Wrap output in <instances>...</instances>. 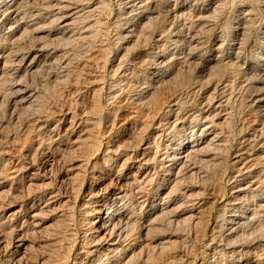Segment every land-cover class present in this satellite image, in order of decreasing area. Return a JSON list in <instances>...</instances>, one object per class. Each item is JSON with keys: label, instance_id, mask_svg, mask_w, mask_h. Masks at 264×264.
<instances>
[{"label": "rangeland", "instance_id": "rangeland-1", "mask_svg": "<svg viewBox=\"0 0 264 264\" xmlns=\"http://www.w3.org/2000/svg\"><path fill=\"white\" fill-rule=\"evenodd\" d=\"M56 1L23 2L21 13L42 17L26 18L17 40L0 26V264H264V208L234 234L222 224L237 213L229 205L246 168L264 176V0H147L151 21L130 11L137 0H65L82 8L67 29ZM164 47L176 61L148 87ZM220 80L227 87L209 108ZM173 95L181 115L214 120L213 108H226L224 123L212 120L223 145L191 176L163 168L165 151L190 130L158 127L166 110L156 116L154 105ZM122 191L124 206L112 205ZM115 206L131 218L127 250L105 256L112 236L101 223Z\"/></svg>", "mask_w": 264, "mask_h": 264}, {"label": "bare ground", "instance_id": "bare-ground-1", "mask_svg": "<svg viewBox=\"0 0 264 264\" xmlns=\"http://www.w3.org/2000/svg\"><path fill=\"white\" fill-rule=\"evenodd\" d=\"M28 0H0V18L5 14L6 16L2 19H0V26L1 27H5L6 25H8L7 32L4 33V35H9V38L14 36V38L16 39V35L18 33V29H24L26 27L29 26V24L26 22V18H30L31 16H35L36 19L37 17H42L38 11H35V13H30L29 15L21 13V11H19V7L23 4V2L25 3ZM53 1V0H52ZM56 1V0H55ZM69 1V0H68ZM68 1L65 0H57L55 5H54V10H57L56 15H59L60 18L59 20H61V27L63 29H67L69 28V26L71 25V23L68 21V18L70 19L72 14H78L79 12L82 11V8L80 6V8H78L77 6L71 5V3H69ZM138 4L135 5L133 3V6L131 7L130 11H135L138 10L137 12L140 11L141 14H145V18L148 21H151L149 16L147 15L149 13V9L146 5L147 0H137ZM31 2V1H30ZM33 2V1H32ZM44 2V1H43ZM48 2V1H47ZM46 2V3H47ZM72 2V1H71ZM74 2V1H73ZM161 2V1H160ZM131 3V2H130ZM43 3H41L42 5ZM48 4V3H47ZM75 4V3H74ZM53 5V4H52ZM40 6V5H39ZM46 6V5H45ZM22 7V6H21ZM47 7V6H46ZM35 8V7H33ZM93 8V7H92ZM49 10V9H48ZM31 11V10H30ZM129 11V10H128ZM170 11V10H169ZM203 11L206 10L203 9ZM208 11V10H207ZM49 12V11H48ZM29 13V12H28ZM52 14V13H51ZM131 14V13H130ZM133 14V13H132ZM171 13L168 12V15H170ZM201 14H204L201 13ZM242 14V13H241ZM246 16V15H245ZM31 17V18H32ZM56 17V16H55ZM174 17V16H173ZM176 17V16H175ZM174 17V18H175ZM203 17V16H202ZM30 18V19H31ZM167 18V17H166ZM29 19V20H30ZM34 20V17L33 19ZM41 20V19H40ZM156 20V19H155ZM200 21V20H199ZM39 22V21H38ZM36 22V23H38ZM146 22V21H145ZM154 22V21H153ZM40 23V22H39ZM152 24V23H150ZM164 24V23H163ZM149 25V24H146ZM32 26V25H31ZM41 26V25H40ZM33 27V26H32ZM146 26H144L143 28H145ZM30 28V26H29ZM37 27H35L34 30H36ZM148 28V27H147ZM169 28V27H168ZM27 29V28H26ZM140 29V28H139ZM25 30V29H24ZM23 30V31H24ZM142 30V29H141ZM140 30V32H141ZM149 30V29H148ZM26 31V30H25ZM244 31V30H243ZM23 33V32H22ZM21 33V34H22ZM171 33V32H170ZM20 34V35H21ZM23 35V34H22ZM171 35V34H170ZM243 35V33L241 34V36ZM1 37V35H0ZM22 37V36H21ZM232 37V35H231ZM235 37V36H234ZM4 38V37H3ZM13 39V38H12ZM18 39V38H17ZM16 39V40H17ZM20 39V38H19ZM175 41V40H174ZM19 42V41H18ZM263 44H261L260 49L264 52V41ZM175 43V42H174ZM177 43V42H176ZM175 43V45H176ZM220 43V42H219ZM179 44V43H178ZM220 46V44H219ZM218 46V47H219ZM3 45H0V48H3ZM181 47V46H180ZM196 47V46H195ZM237 48V47H236ZM166 47L163 48V50L161 52L156 53V55L154 56L153 61H152V70L154 71L153 73L146 75V79H145V83L148 87H150L152 85V81H155V79H152L153 77H163L162 75H165L166 71L170 68L172 62L174 64V62L176 61V54L174 53H167L166 52ZM185 50V49H184ZM155 54V53H154ZM11 55V54H10ZM1 56V55H0ZM16 56V55H15ZM20 56V55H19ZM27 56V55H26ZM10 57V56H9ZM36 56L32 57V60L35 59ZM254 57V56H253ZM13 58V57H12ZM190 58V57H189ZM257 58V56H256ZM263 58V59H262ZM10 59V58H9ZM238 59V58H237ZM259 59H261V70L264 71V54L259 56ZM0 60H2V56L0 57ZM6 60V59H5ZM31 60V61H32ZM8 61V60H7ZM29 61V60H28ZM260 61V60H259ZM237 62V61H236ZM254 62V61H253ZM13 64V63H12ZM21 64V63H20ZM172 64V65H173ZM235 64V63H234ZM7 66V65H6ZM4 65L0 66V73L2 74V70H3ZM19 67V66H18ZM150 68V67H149ZM235 68V67H234ZM239 68V67H238ZM231 71V70H230ZM235 71V70H234ZM233 72V71H232ZM159 73L157 76H153L154 74ZM224 73V72H223ZM144 75V76H145ZM3 76V75H2ZM151 76H153L151 78ZM219 76V75H218ZM262 77V76H261ZM159 78V77H158ZM226 78V75H225ZM230 78V77H229ZM152 79V80H151ZM223 79V78H221ZM231 79V78H230ZM229 80V79H227ZM163 80L162 78L159 79L157 82L155 81V83H162ZM226 81L220 80L218 82L217 85H215L211 92L212 95H210L209 97H205L207 99L206 101V105L209 101V104L207 107H211L212 108V101L216 98V94L220 91V90H225L227 85L223 86V89H220V87L223 84H226ZM162 85V84H161ZM225 88V89H224ZM156 90V89H155ZM158 91V90H157ZM155 91V92H157ZM197 91H202V90H197ZM197 91H192V92H197ZM207 94L209 92V90H206ZM149 92V91H148ZM152 92V91H150ZM149 92V93H150ZM222 92V91H221ZM23 93V92H22ZM154 93V92H153ZM206 93V92H205ZM146 92H142L140 91V93L137 95L138 96V100H142L144 99V97L148 94H146ZM152 94V93H150ZM149 94V96H150ZM205 95V94H204ZM32 97V96H31ZM142 97V98H141ZM147 97V96H146ZM157 95L151 96L150 101H156ZM141 98V99H140ZM188 98V97H187ZM146 99V98H145ZM149 100V98H148ZM252 100V99H251ZM256 100V99H255ZM139 101V102H140ZM182 99L180 98V96L178 95H173V97L167 101L166 103H164L161 107V105L159 103H155V111H159L156 114V116L159 115V113L161 111H165L164 113V119L159 121V128H161V123L163 122V126L166 127V130H171V131H177L178 133L184 132V130L186 129V127H189V133L181 136V138L177 141V143H175L172 147L169 148V151L166 150L165 153L163 154V168H165V172H167V174H173V175H180V174H190L194 175L197 172V168L195 166V162L197 160L198 161H202V160H206V159H210V149L212 147H220L221 145H223L222 143H219V139H218V132L216 133V126L217 124L214 123V120H222V122L224 123V121L226 120V117L221 116V112L223 113L224 109L223 108L225 106H223V102L219 103L217 106H215L213 108V111H216V114L213 116L215 117V119L212 121L210 119V114L208 111L204 114L201 110H197L193 113H188L189 115H181V111H178V107H177V111L176 109H173V106H179L181 104ZM229 102V101H228ZM215 105V104H214ZM222 105V106H221ZM152 106V105H150ZM259 106V105H258ZM207 109V108H206ZM254 109V108H253ZM209 110V109H208ZM227 111V110H226ZM225 111V113H226ZM260 111V110H259ZM215 113V112H214ZM260 114V113H259ZM163 115V114H162ZM225 115V114H224ZM212 116V115H211ZM226 116V115H225ZM147 117V116H146ZM150 117V116H149ZM228 117V116H227ZM148 118V117H147ZM216 122V121H215ZM222 122L220 123L221 125ZM227 124V123H226ZM150 125V124H149ZM148 126V125H147ZM163 128V127H162ZM227 129V128H226ZM256 129V128H255ZM221 131V130H220ZM223 132V131H222ZM221 132V133H222ZM261 132V131H260ZM177 133V134H178ZM220 133V132H219ZM220 136V135H219ZM258 136V133H257ZM157 137V136H156ZM224 142V140L222 141ZM219 143V144H218ZM225 144V143H224ZM147 147V146H146ZM145 147V149H146ZM144 149V150H145ZM149 149V148H148ZM143 150V151H144ZM147 150V149H146ZM145 150V151H146ZM210 151V152H209ZM219 151V150H217ZM147 153V152H146ZM214 153V152H213ZM158 155V154H157ZM162 155V154H161ZM160 155V156H161ZM212 155V154H211ZM155 157V156H154ZM214 158V157H213ZM212 158V159H213ZM211 159V160H212ZM109 161V160H108ZM107 161V162H108ZM115 161V160H114ZM159 161V160H158ZM208 161V160H207ZM148 162V161H147ZM213 162V160H212ZM255 162V161H254ZM115 163V162H114ZM195 163V164H194ZM204 163V162H203ZM251 163V161H250ZM210 164V163H209ZM254 164V163H253ZM258 164V163H257ZM111 165V164H110ZM215 165V164H214ZM247 167V166H246ZM253 168V167H252ZM243 170V169H242ZM217 172V171H216ZM243 174V173H241ZM252 173H251V166H248L246 168V172L241 175L240 180L238 181L239 186L237 187L236 191H235V200L239 201L238 203H234L232 205H229L230 208H233V212H237L235 213L233 216H231V218H227L228 216L223 214V218H222V224H223V228L226 227V230L228 231V235L230 233H235L237 230H240V227L242 226H250L253 224V221L255 219L256 214H258L257 209H262L264 208V193H262L259 190V184H264V176L263 177H257L256 178H252L251 177ZM146 177V176H145ZM145 177H141L142 179L137 180V178L134 179V181L138 184H140V186L145 182ZM211 178V177H210ZM238 180V179H237ZM133 181V182H134ZM134 182V183H135ZM148 182V181H147ZM176 183V182H175ZM179 183V181H178ZM181 183V182H180ZM241 183H243L241 185ZM136 185V184H135ZM145 185V184H144ZM140 189V187H138ZM232 188V187H231ZM176 189V188H175ZM232 190V189H231ZM251 194H250V193ZM249 193V195H247ZM245 194V195H243ZM126 193L125 192H119L115 198L114 201H112V205L114 203H122L123 204V200L126 198ZM131 197V196H130ZM190 199V197H189ZM145 200V199H144ZM145 205V204H144ZM194 205V204H193ZM196 205V204H195ZM239 206V207H238ZM114 209H110L111 212L107 213V215L105 216L104 220L101 223V228L104 227L105 230H107L109 232V238L112 236H114V238H110V240L108 241H112L111 243H107L108 245L105 248V252H110V253H104L105 256L107 254H112V252H120V251H125L123 253H118L120 255H126V250L123 246H121V240H126L127 239V235H126V231H127V227L129 226V222L130 219L129 217H127L125 215V213H121L119 212L121 207H112ZM154 208V207H153ZM152 208V209H153ZM251 208H253V211L251 210ZM224 210V209H223ZM251 212V214H250ZM167 213V212H166ZM165 214V213H164ZM153 216V215H152ZM161 216V215H160ZM193 217V216H192ZM191 217V218H192ZM148 221L150 223V221L156 220V217H153L152 219L148 217ZM151 219V220H150ZM200 221V220H199ZM220 225V224H219ZM227 225H231L228 229H227ZM132 226V225H131ZM222 226V225H221ZM220 228V227H219ZM254 229V228H253ZM97 230V229H96ZM100 230V229H99ZM258 230V229H257ZM262 230V229H261ZM260 229L257 231L258 233L261 234ZM260 231V232H259ZM102 232V231H101ZM128 232V231H127ZM255 233V232H254ZM253 233V234H254ZM133 234V233H132ZM221 234V233H220ZM129 235V234H128ZM239 235V234H238ZM252 235V234H251ZM250 235V236H251ZM223 236V235H222ZM253 236V235H252ZM230 236H226V238L229 240ZM104 238L106 239V237L104 236ZM126 238V239H125ZM115 239V240H114ZM232 239V238H231ZM263 239V238H261ZM114 240V241H113ZM256 240V239H255ZM259 242H263L262 246L264 247V239L262 241ZM232 243V242H231ZM255 244V243H254ZM163 245V244H162ZM240 245V244H239ZM128 246V245H127ZM131 246V245H130ZM166 246V245H165ZM251 246V245H250ZM129 247V246H128ZM127 247V248H128ZM161 247V246H160ZM244 247V246H243ZM253 247V246H252ZM258 247V246H256ZM259 247H261L259 245ZM120 248V249H119ZM239 248V246H238ZM238 248H234L233 246L230 247L229 253H240V251L238 250ZM259 249V248H258ZM261 249V248H260ZM238 250V251H237ZM103 251V252H104ZM163 251V250H161ZM258 251V250H257ZM263 251V250H262ZM244 252H246L244 250ZM243 252V253H244ZM101 253V252H100ZM99 253V254H100ZM248 253V252H247ZM254 253V252H253ZM88 254V253H87ZM91 254V253H90ZM103 254V255H104ZM232 255V254H231ZM89 256V255H88ZM110 256V255H109ZM129 256V255H128ZM140 256V255H139ZM108 257V256H107ZM131 257V255H130ZM126 257V261H124V264H129L131 261V258ZM119 259V258H118ZM121 259V258H120ZM123 260V259H122ZM244 261V260H243ZM240 263V262H239ZM252 264L250 262H247V264ZM256 264V263H255ZM263 264V263H262Z\"/></svg>", "mask_w": 264, "mask_h": 264}]
</instances>
